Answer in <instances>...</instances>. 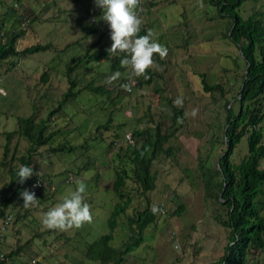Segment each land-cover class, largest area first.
Segmentation results:
<instances>
[{
	"label": "rangeland",
	"instance_id": "rangeland-1",
	"mask_svg": "<svg viewBox=\"0 0 264 264\" xmlns=\"http://www.w3.org/2000/svg\"><path fill=\"white\" fill-rule=\"evenodd\" d=\"M3 2L14 6L12 0ZM26 4L32 8L29 17L37 19L18 42V50L31 44H50L51 48L9 58L0 66V201L3 196L11 198L4 207L0 202V237L5 236L0 252L4 257L14 254L4 264H99L84 259L83 254L90 243L107 232V220L116 202L112 165L118 160L113 157L114 149L123 146L122 141L135 129L159 124L162 134L170 131L167 99L183 112L174 135L163 145L170 154H160L151 169L157 177L155 189L146 197L132 195L127 215L117 219L110 245L117 247L127 239V217L143 210L148 200L156 218L144 229L142 243L126 256L125 264H211L218 260L229 243L228 229L219 221L224 211L205 195L200 169L202 164L211 169L218 166L223 145L214 135L222 134L224 100L236 96L244 71V61L225 36L229 21L219 18L207 0H140L142 7L136 11L140 28L149 29L152 40L164 46L167 55L154 54L153 65L147 69L153 72L148 83L141 81L149 79L147 73L131 76L130 67L123 73L113 72L108 60L92 64L90 70H76L81 79L79 88L92 81L93 86L109 91V99L85 90L88 96L81 93L54 114L45 135L59 132L39 147L33 159L32 176L43 179V187L35 192L39 202L25 208L17 202L23 191H16L18 179L13 188H7L11 179L8 169H19L16 159L28 147L15 132L18 117L32 116L35 122L46 118L67 87L65 73L72 59L82 58L89 47L90 53L104 52L112 44L104 34L110 32L109 26L94 0H27ZM5 8L0 5V13ZM254 12L264 24V0H248L239 8L243 18ZM77 19L89 23L94 19L98 32L85 33ZM201 73L207 84L219 85L221 92L205 93L198 76ZM116 93L119 97L113 99ZM109 117L108 129L97 131V125ZM262 127L264 130V120ZM8 132L15 133L7 137ZM57 147L62 149L50 151ZM246 153V143L241 140L233 161L238 163ZM81 181L86 185L83 195L91 221L80 228L47 232L42 223L45 214ZM179 206L182 212L176 214ZM28 219H33L32 227H38L40 236L28 226ZM253 258L249 264H264L262 254Z\"/></svg>",
	"mask_w": 264,
	"mask_h": 264
},
{
	"label": "trees",
	"instance_id": "trees-1",
	"mask_svg": "<svg viewBox=\"0 0 264 264\" xmlns=\"http://www.w3.org/2000/svg\"><path fill=\"white\" fill-rule=\"evenodd\" d=\"M12 1H14L13 7L10 4L7 6L3 0H0V5L6 6L4 12L0 13V39L4 38V42L0 41V66L9 58L26 57L29 54L45 52L51 48L50 44H31L18 50V42L27 35L37 18L36 16L29 17L28 11L31 12L32 8L26 4L27 0ZM32 1L39 2V0ZM246 1L248 0H207L208 4L214 7L219 18L229 21L225 36L238 50V58L244 61V71L236 96L232 100H224L222 134L214 135V139L223 145L222 153L217 160L218 166L211 169L202 164L200 169L205 195L207 198L214 199L224 211V218L219 221L222 226L228 229L229 243L219 259L211 264H249V261L254 259V254H262L264 260V166H261V162L264 161V130L262 127L264 120V24L257 12L246 18L241 17L239 8ZM137 8L135 11L138 9L140 11V8ZM94 22V19L91 23L83 22L81 19L76 20V23L83 27L85 33L90 35L98 32ZM140 29L138 35L141 36L150 32L147 28ZM89 50L90 47L77 61L72 59L73 64L68 66L65 73L67 87L61 94L60 100L49 110L46 118L35 122L32 116L18 117V128L15 132L28 143L25 153L16 159L20 166L32 167L34 157L39 154V147L46 145L51 135L59 132L57 130L45 135L51 118L54 114L60 113L71 100L76 99L81 93L88 96L89 94L84 92L85 90L93 92L90 95H104L109 99V91L103 87L93 86L92 81L79 88L78 82L81 79L76 70L80 67L90 70L101 60H108L110 70L123 73L126 70V67L121 65L124 54L112 55L108 54V50L90 53ZM232 62L238 68L234 58ZM92 64L94 65L92 66ZM145 73L149 75V79L141 81L148 83L153 72L146 70ZM45 76L44 73L43 81L46 79ZM198 76L205 93L221 92L219 85L207 84L204 73ZM129 89L131 93V86ZM118 97L119 94L116 93L113 99ZM167 103L171 107L170 131L162 134L159 124L153 128L135 129L130 133L129 139L122 141L123 146L114 149L113 157L118 160L112 165L114 170L112 190L116 195V202L113 204L107 220V232L86 247L83 254L84 259L99 264H125L126 256L135 251L142 243L144 229L155 220L156 213L150 208L147 200V206L143 210L127 217L129 233L127 239L117 247L110 245L118 225L117 219L122 215H127L126 211L131 206L132 195L138 194L141 197H146L148 192L155 189L157 177L151 169L160 154H170V150L164 149L163 145L174 135L177 125L183 119V112L174 106L170 99H167ZM111 119L109 117L104 124L97 125L96 130L108 129ZM15 132H8L6 135L10 137ZM241 140L246 143L247 153L238 163H235L232 155ZM4 149L6 151V147ZM61 149L62 147L51 148L50 151L55 152ZM17 171L18 169L13 170L11 167L8 169L11 176L7 184L8 189L15 186ZM41 180L43 179L40 177L32 176L23 184L18 183L16 191H20L36 181L42 183ZM20 201L23 203L22 199L17 200V202ZM0 202L1 207H4L11 203V198L3 196ZM181 212L182 206H179L176 214ZM11 216V222H13L12 213ZM28 223V226L30 225L31 229L40 236L38 227H32L33 219H28ZM55 230L48 229L46 231L56 232L57 230ZM4 238V235L0 237V247ZM2 253L0 252V254ZM2 255L0 264L11 259L14 254L9 253L5 257L4 254Z\"/></svg>",
	"mask_w": 264,
	"mask_h": 264
},
{
	"label": "clouds",
	"instance_id": "clouds-1",
	"mask_svg": "<svg viewBox=\"0 0 264 264\" xmlns=\"http://www.w3.org/2000/svg\"><path fill=\"white\" fill-rule=\"evenodd\" d=\"M95 5L102 10V19L107 22L112 41L108 54H124L121 65L130 67L131 76L140 77L153 65L154 54L160 57L167 55V49L152 40V34L138 35L141 20L136 15L138 0H94ZM93 21V19L91 20ZM118 75V74H117ZM176 103H180L179 100ZM33 175V168L22 165L16 172L15 179L23 184ZM86 185L78 182L75 190L62 197V202L52 207L44 216L42 223L48 229L68 230L80 228L92 219L90 208L84 202ZM25 208L37 205L39 199L34 191L27 189L20 192Z\"/></svg>",
	"mask_w": 264,
	"mask_h": 264
},
{
	"label": "built area",
	"instance_id": "built-area-1",
	"mask_svg": "<svg viewBox=\"0 0 264 264\" xmlns=\"http://www.w3.org/2000/svg\"><path fill=\"white\" fill-rule=\"evenodd\" d=\"M137 7L140 8V0H138V4H137ZM107 36L110 37V32H107L106 33ZM128 92H130V89H128ZM0 95H3L2 94V90L0 89ZM127 139H129V136H127ZM41 187H43V184L39 181H36V182H33L32 184H30L29 186L25 187L23 190L27 189L29 191H38ZM10 219V216L7 218V221ZM2 230H4V228L2 227ZM3 258V255L0 254V259Z\"/></svg>",
	"mask_w": 264,
	"mask_h": 264
}]
</instances>
